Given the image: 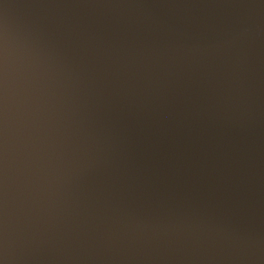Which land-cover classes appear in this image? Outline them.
Listing matches in <instances>:
<instances>
[{"label":"water","instance_id":"water-1","mask_svg":"<svg viewBox=\"0 0 264 264\" xmlns=\"http://www.w3.org/2000/svg\"><path fill=\"white\" fill-rule=\"evenodd\" d=\"M3 264H264V0H0Z\"/></svg>","mask_w":264,"mask_h":264},{"label":"clouds","instance_id":"clouds-1","mask_svg":"<svg viewBox=\"0 0 264 264\" xmlns=\"http://www.w3.org/2000/svg\"><path fill=\"white\" fill-rule=\"evenodd\" d=\"M0 264H3V261H0Z\"/></svg>","mask_w":264,"mask_h":264}]
</instances>
